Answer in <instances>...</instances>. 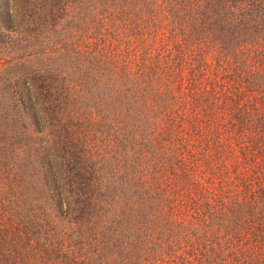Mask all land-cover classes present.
<instances>
[{
  "label": "trees",
  "instance_id": "16d2710c",
  "mask_svg": "<svg viewBox=\"0 0 264 264\" xmlns=\"http://www.w3.org/2000/svg\"><path fill=\"white\" fill-rule=\"evenodd\" d=\"M6 1L0 264H264V172L248 156L264 150V92L249 97L264 79V0ZM51 38L58 61L7 74ZM243 53L241 82L227 73ZM222 111L242 142L259 123L258 145L223 146ZM164 209L180 244L165 240Z\"/></svg>",
  "mask_w": 264,
  "mask_h": 264
},
{
  "label": "rangeland",
  "instance_id": "374dc122",
  "mask_svg": "<svg viewBox=\"0 0 264 264\" xmlns=\"http://www.w3.org/2000/svg\"><path fill=\"white\" fill-rule=\"evenodd\" d=\"M0 4H1V7H2V9H1V11H2V13H3V15H5L6 13H7V1L6 0H0ZM118 20V18L116 17L114 20H113V17H112V19H111V25H114V27L115 28H117V23H119V21H117ZM117 21V22H116ZM103 22L102 21H100V24H102ZM3 24V27H4V30H7V27H8V24H4V23H2ZM6 26V27H5ZM101 26V28H106L107 27V25L106 24H104V25H100ZM118 29V28H117ZM97 33L98 34V28H96V29H94V31H92V30H90L89 31V33ZM102 34H105V35H107V37L111 34V31L109 32V30H102V31H100ZM144 32L146 33V36H148V29L147 28H145L144 29ZM54 35V37H55V39L57 40L58 38V35L57 34H53ZM105 35H103V39H101V41H103L105 38H106V36ZM99 36V35H98ZM49 40H51L52 41V43H51V45L49 46V47H47V49L46 50H43V46H39V49H33V51H32V54L28 57L29 59L28 60H24L23 61V63H24V65L22 64V63H20V64H14L13 65V67H11V69H12V71H11V73H7V74H10L11 75V77L12 76H19L20 77V75H21V77H23L24 75H26V74H28V70H30V72H32L33 70L34 71H36V59H38V60H40L41 62L42 61H47V63L44 65V66H46L47 64H49V65H52V63H51V61H49V60H53V61H58V59H60L61 57H60V53L59 52H57V48L58 47H61L62 45L59 43V42H56V41H53L52 40V38L51 39H49ZM100 41V42H101ZM136 42V41H135ZM135 46V45H134ZM63 48V47H62ZM44 52V53H43ZM43 53V54H42ZM31 57H36V59H35V63H34V59L33 58H31ZM134 58V57H133ZM214 58V57H213ZM238 60H239V58H237ZM207 60H208V65H211V68L210 69H213V67H214V65H215V63H212V59L210 58V55L207 57ZM237 62L238 61H236L235 63H236V65H238L237 64ZM3 64V63H2ZM239 64H240V68H239V70L237 71V73L236 72H233V71H231L232 70V68L233 67H231V70L227 73L228 74V76H229V74H233V79H235V80H239V79H241V82H244V78H247V76H248V72H250V67L252 66V65H250L251 64V60L249 59V58H247L246 56H245V54L243 53L241 56H240V61H239ZM259 65H256V68H257V72H258V75H259V67H258ZM218 70H214L213 72H211V73H208L207 74V76L209 77V78H213V77H219V76H221V75H223L221 72L219 73V74H217L216 72H217ZM256 70H252L251 71V73H253V72H255ZM225 75H226V73H225ZM263 76V75H262ZM224 82V81H223ZM258 87H259V89H261V92H258ZM239 89V88H238ZM234 90H237V88H234ZM242 92V91H241ZM254 92V94L252 95V93ZM264 92V79H262L261 77L259 78V84H257L256 86H254V90L253 89H250V91H249V94H251L249 97H255L257 94L258 95H260L261 93H263ZM10 97V95H7L6 97H5V100H7L8 98ZM12 101V100H11ZM10 101V102H11ZM244 100H242L240 103L242 104H244L245 103V101L243 102ZM209 102V103H208ZM205 105L206 106H209V105H211L210 103V101H208ZM259 104L258 105H254L255 106V110L259 113V115H258V118H261V116H262V114H264V98L260 101V102H258ZM182 105H183V103H182ZM244 106V108L247 110V111H252V105H251V102H248V104H246V105H243ZM244 110V109H243ZM245 111V110H244ZM223 112L224 111H222V113H219L218 114V120H216V124H217V130H220L221 131V133H220V135H222V137L224 136H227L228 137V139L230 140V142H226V141H224L223 142V146H226V147H228L229 146V144L231 143V145H233L234 146V148H237L238 150H237V152L236 153H238V151H242L243 150V148H244V145H246V144H249V145H258L257 143L258 142H255V141H257L261 136H262V133H260V131H259V129H258V125H259V123H253L252 125H251V128H250V130H249V132H248V134H247V136H245L246 135V133L244 134V136H242V138H244L245 137V141L244 142H242V140H241V138H239L237 135H236V137L234 136V135H229L228 134V132L227 131H225L226 129H224L225 127H226V124L225 123H227V122H225L224 123V121H221V118H222V115H223ZM252 113V112H251ZM179 120V124H180V132H181V135H182V137H186V131H188V129H186V130H183V128H189L188 127V124H187V122L186 121H183L182 123H183V125L181 124V120H183V119H178ZM223 120V119H222ZM262 120V119H261ZM256 122V121H255ZM157 126H154L153 127V129L152 130H157V134H161L160 135V139H162L164 142L165 141H167V140H169L170 138H169V136L168 135H165V131H164V127L166 126V125H164V123L163 124H156ZM164 132V133H163ZM247 132V131H246ZM230 136V137H229ZM188 141V140H187ZM234 148H233V150H234ZM191 152V151H190ZM190 152L186 155V157H190ZM249 156V158H250V162H252V161H255L256 162V169H259L260 171H262V172H264V150H260V151H258L257 152V154H255V155H248ZM255 156V157H254ZM254 158H255V160H254ZM249 162V163H250ZM215 163H216V161H215ZM215 163H213L212 164V166H211V168L208 170V171H206L205 172V176H206V178L209 180V182H212V181H214V180H216V178H217V176H218V174L220 173V170H219V168H218V166L217 165H215ZM248 163V164H249ZM259 166V167H258ZM189 167H192V165H190ZM229 172H231L232 173V171H230V170H228V172L226 171V173L227 174H229ZM217 173V174H216ZM221 174V173H220ZM220 176H222V175H220ZM208 180H205V182L203 183L202 182V184H203V186L204 187H206V186H208V184H207V181ZM176 201H177V203H178V199L176 198ZM179 202H180V200H179ZM175 207H176V204L174 205ZM177 210L175 211L176 212V214L178 213V208H176ZM163 211H165L166 212V217H165V220H163V222L162 223H165V222H167V223H169V225H167L166 226V229L167 230H169V232H167V233H170V234H167V237L168 238H166L165 240L166 241H170V242H172V243H176V242H181V241H183V237L181 238V237H179L178 235L179 234H174V229L176 228H174L173 230H172V225H170L171 224V220H172V214L170 213V211H169V209H164ZM182 219V218H181ZM190 219H188L187 218V221H189ZM187 221H186V218H185V221L182 219V220H179L178 221V223L180 222V223H184V222H186L187 223ZM185 224V223H184ZM172 230V231H171ZM179 238H181L182 240H179ZM180 244V243H179ZM173 245V244H172Z\"/></svg>",
  "mask_w": 264,
  "mask_h": 264
}]
</instances>
